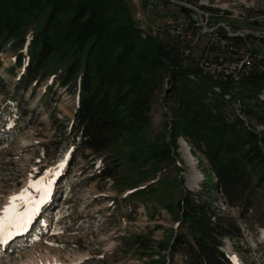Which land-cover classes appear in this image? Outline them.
Segmentation results:
<instances>
[{
  "label": "trees",
  "instance_id": "16d2710c",
  "mask_svg": "<svg viewBox=\"0 0 264 264\" xmlns=\"http://www.w3.org/2000/svg\"><path fill=\"white\" fill-rule=\"evenodd\" d=\"M187 45L181 38H142L123 0H0V67L11 51L8 70L23 68L16 92L51 79L46 94L58 83L79 96L69 125L44 147L49 167L83 156L94 168L91 180L110 179L118 193L130 191L129 212L141 202L153 212L167 209L178 225L168 239L135 237L142 253L159 245V258L148 264H179L177 257L182 264H235L225 239L237 244L243 234L218 201L236 207L251 231L264 227L262 60L254 52L231 64L244 59L245 38L207 46L198 58L194 50L185 53ZM161 97L172 116L166 133L156 134L151 112ZM13 100L21 114L25 104ZM182 136L209 163L202 189L184 184ZM10 140L0 134V147ZM117 207L114 199L111 213ZM257 251L264 264V244Z\"/></svg>",
  "mask_w": 264,
  "mask_h": 264
},
{
  "label": "rangeland",
  "instance_id": "374dc122",
  "mask_svg": "<svg viewBox=\"0 0 264 264\" xmlns=\"http://www.w3.org/2000/svg\"><path fill=\"white\" fill-rule=\"evenodd\" d=\"M123 1L142 38H181L188 44L185 53L191 54L194 50L198 58L207 46L227 45L230 38H215V35H226L228 28L234 33L241 32L237 38H245L247 43V48L241 50L244 59L238 64L236 61L231 64L240 66L248 58L250 60L251 53L255 52L257 58L262 60L259 66L264 70V27L253 23L255 19L264 17V0H197L192 3L176 0L192 5L191 10L199 16L195 22L208 26V33L200 38H182L166 30L168 19L177 21L184 15L179 5L171 0ZM209 55H214L212 50ZM232 58L235 60L236 56ZM2 62L0 76L4 79L5 87L0 90V134H9L11 140L0 147V215L10 202L9 198L29 188L31 183L40 180L43 185H48L50 182V188L31 216L34 220L32 229L17 237L22 227L15 229L10 240L0 242V264H39L40 257L46 258L41 264H148L151 259L159 258L157 243L152 244V251L142 253L134 242L136 236H148L156 242L168 239L178 225L167 209L159 206L153 212L152 207L149 209L141 202L136 210L129 212V207L134 203L124 198L130 191L118 193L109 179L91 180L94 168L88 166L83 156L75 157L71 165L49 167L44 147L56 140L63 127H67L73 119L78 95L58 83L46 94L47 86L52 84L51 79L17 93L15 85L23 68H15V73L8 70L14 64L11 51L2 54ZM15 97L25 104L21 114H15L12 110ZM261 98H264V94ZM151 116L152 131L156 134L166 133V122L172 115L164 98L154 103ZM258 127L264 130L261 124ZM177 142V152L185 168V186L192 190L202 189L208 182V161L200 151L193 149L185 137H180ZM184 144L193 154L195 166L188 164ZM194 168L201 177L197 186L190 187L188 178ZM149 183L147 181L145 184ZM29 193L35 201H40L44 195L36 188H29ZM114 199H118V207L111 213ZM18 203V211L21 212L33 207L23 201ZM218 205L237 219L243 234V239L237 244L225 239L229 254L239 264H260L257 249L264 244V227L253 232L240 218L236 207L227 204L223 198ZM176 261L182 264L178 257Z\"/></svg>",
  "mask_w": 264,
  "mask_h": 264
},
{
  "label": "snow or ice",
  "instance_id": "6c2138e0",
  "mask_svg": "<svg viewBox=\"0 0 264 264\" xmlns=\"http://www.w3.org/2000/svg\"><path fill=\"white\" fill-rule=\"evenodd\" d=\"M29 188H36L38 191L43 192L44 195L40 201L30 198ZM29 188H25L20 193L12 195L9 198L10 202L3 208V214L0 215V242L10 240L15 234L12 229H21L31 219L32 214L37 211L35 205L43 202V199L47 196L50 182L48 185H43L42 181L38 180L31 183ZM18 201H23L26 205H33V207H27L22 212L18 211L20 207Z\"/></svg>",
  "mask_w": 264,
  "mask_h": 264
},
{
  "label": "built area",
  "instance_id": "2783aa9c",
  "mask_svg": "<svg viewBox=\"0 0 264 264\" xmlns=\"http://www.w3.org/2000/svg\"><path fill=\"white\" fill-rule=\"evenodd\" d=\"M166 22V30L172 35L181 36L182 38H200L203 34H206L209 31V28L205 23L193 22L186 15H182L177 21L170 18ZM226 30V35L220 37L219 34H216L215 38H237L241 33H234L228 28ZM192 32L194 33L193 35Z\"/></svg>",
  "mask_w": 264,
  "mask_h": 264
},
{
  "label": "bare ground",
  "instance_id": "6f19581e",
  "mask_svg": "<svg viewBox=\"0 0 264 264\" xmlns=\"http://www.w3.org/2000/svg\"><path fill=\"white\" fill-rule=\"evenodd\" d=\"M192 6V5H191ZM184 149V154L187 156V161H188V164H191L192 166H195V160H194V156H193V154L190 152V150H189V147L186 145V144H184V147H183ZM199 173L200 172H198L195 168L193 169V173H192V175L191 176H189V178H188V184H189V186L190 187H192V186H197V184L199 183V181H200V177H201V174H200V176H198L199 175ZM39 206V204L36 206V208ZM27 224V223H26ZM25 224V225H26ZM25 229V230H24ZM30 230V229H29ZM29 230L27 231V229L25 228V226H22V229H21V232H19V234H16V237L17 236H21L22 234H25V233H27V232H29ZM12 231L13 232H15V228H13L12 229ZM27 231V232H26ZM23 232H25V233H23ZM16 237H14V239H16ZM14 241V240H13ZM13 241H11L10 242V244L13 242ZM54 258V257H53ZM46 258H43V257H40V260H38V261H40V263L39 264H41L42 262H43V260H45Z\"/></svg>",
  "mask_w": 264,
  "mask_h": 264
},
{
  "label": "water",
  "instance_id": "95a60500",
  "mask_svg": "<svg viewBox=\"0 0 264 264\" xmlns=\"http://www.w3.org/2000/svg\"><path fill=\"white\" fill-rule=\"evenodd\" d=\"M172 1H174L176 4L179 5V7L181 8V12L187 15L189 19H191L192 21L199 20V16L197 15V13L191 10L192 6L176 0H172ZM253 23L256 26L264 27V17L255 19Z\"/></svg>",
  "mask_w": 264,
  "mask_h": 264
}]
</instances>
